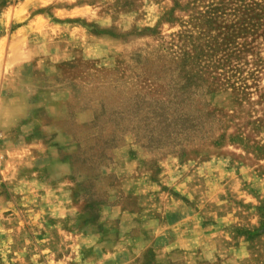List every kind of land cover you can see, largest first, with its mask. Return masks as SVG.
I'll return each mask as SVG.
<instances>
[{"label": "rangeland", "instance_id": "374dc122", "mask_svg": "<svg viewBox=\"0 0 264 264\" xmlns=\"http://www.w3.org/2000/svg\"><path fill=\"white\" fill-rule=\"evenodd\" d=\"M0 264H264V0H0Z\"/></svg>", "mask_w": 264, "mask_h": 264}]
</instances>
